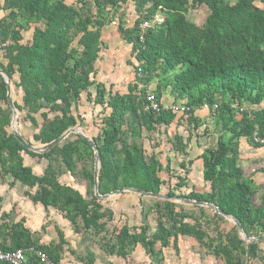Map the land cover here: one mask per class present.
<instances>
[{
  "label": "trees",
  "instance_id": "16d2710c",
  "mask_svg": "<svg viewBox=\"0 0 264 264\" xmlns=\"http://www.w3.org/2000/svg\"><path fill=\"white\" fill-rule=\"evenodd\" d=\"M129 3L136 11L131 26L124 15ZM201 7L207 15L198 24L189 15ZM0 13V69L10 77L12 94L16 90L21 94L20 100L14 97L19 120L37 129L32 139L23 134L29 143L46 145L68 129L84 126L80 108L86 94L87 102L102 107L92 136L100 150L101 194L134 188L212 203L235 216L249 237H264V203H254L257 189L254 180L244 175L240 154L242 138L254 148L264 146L253 139L255 132L264 137V0H0ZM144 20L151 24L142 40ZM114 22L121 38L131 45L136 63L129 61L135 64L136 76L125 92L114 91L97 78L96 63L105 46L103 31ZM26 31H31L29 39ZM149 89L159 101L167 93L192 111L146 110ZM204 104L209 105L211 121L195 114ZM183 118L191 131L187 139L174 138L177 154L189 156L192 134L207 122H212L217 136L215 145L198 157L207 189L179 194L169 189L164 195L170 162L165 165L155 150L147 156L142 140L147 135L151 141L153 132ZM12 119L7 83L0 74V176L28 187L26 195L33 203L57 209L72 224L80 218L86 230L102 237V249L109 255L124 258L142 246L152 264H164L163 250L172 247L178 252L180 237L185 236L198 240L226 264H264L261 242H247L233 223L229 229L222 228L226 217L207 208L213 212L210 217L197 204L200 214L178 206L174 199L158 197L151 208L158 215L154 231L127 223L111 229L114 212L94 191L95 156L90 143L81 135L74 139L69 135L50 151L36 153L10 131ZM24 153L48 160L42 174L25 163ZM56 159L72 177L87 180L86 195L60 181ZM78 162L93 166L80 170ZM193 163L182 161L180 167L188 173ZM178 179V188L187 186V177ZM58 234V242L41 244L25 219L3 222L0 247L25 249L23 264H42L33 249L46 251L59 263L66 240L60 230ZM80 261L95 264L86 257Z\"/></svg>",
  "mask_w": 264,
  "mask_h": 264
},
{
  "label": "rangeland",
  "instance_id": "374dc122",
  "mask_svg": "<svg viewBox=\"0 0 264 264\" xmlns=\"http://www.w3.org/2000/svg\"><path fill=\"white\" fill-rule=\"evenodd\" d=\"M124 15L127 26H131L136 17L133 3H129V5L124 7ZM206 15L207 9L201 7L192 11L189 16L194 22L202 24ZM117 23L118 22H114L103 31L105 46L102 48L100 59L96 63L98 66L97 78L98 80L101 78L107 84L108 88L111 87L114 91L125 92L129 82L135 79L136 71L134 65L136 63L131 59V45L125 43L121 38ZM24 35L26 39H29L31 37V31L24 32ZM129 61H134L135 64H129ZM150 90L152 89H149V91ZM14 96L17 100H20L21 94L16 90ZM165 100L168 102L174 101L173 97L169 94L166 95ZM178 102L181 101L178 100ZM245 107L248 108V105L245 104ZM101 111L102 107L87 102L86 94H84L80 112L84 117L85 125H78L77 127H79V130L82 131V129H84L86 134L91 137L95 135L98 130V123L101 121ZM75 113L77 112L75 111ZM195 114L202 117L201 119L203 120L208 119V121H211L209 109L199 108L195 111ZM38 118L39 121L42 122L41 117L39 116ZM18 124L21 133L32 139L33 132L37 129L29 121H24L23 118H21V120L18 118ZM189 127L186 118H183L178 124L176 123L168 127L162 126L158 131L153 132L151 141L147 138V135L142 140L147 156L155 150L165 165L168 161L170 162V173L165 176L167 185L163 187L162 191L164 195L169 189H174L177 194L180 192L189 193L192 189L200 191L207 189V185L203 180L202 161L198 157L204 149L215 145L217 136L212 131V122H207L206 126H202L192 134L187 149L189 156L183 157L173 150L172 142L176 135H181L184 139H187L191 131V127ZM206 127L207 129L205 131ZM10 131H12V126L10 127ZM70 137L74 139L77 137V134H70ZM34 145L37 147L43 146L40 143H34ZM240 154L241 166L244 170L245 177L252 178L255 182L254 187L257 189V193L253 198L254 203L260 206L264 203V146L254 148L247 143L246 139L242 138ZM24 156L26 159L25 163L30 165L36 174L40 175L43 173L48 163L47 159L30 156L27 153H24ZM188 160H193L194 163L188 165L189 172L186 173L180 167V163L182 161L187 162ZM56 164L61 173L60 181L79 189L86 195L87 180L80 176L72 177L65 172L66 169L60 165L58 159H56ZM93 164L90 162L87 164L78 162V168L82 170L85 168V165L92 167ZM178 177H187V186L178 188L176 186L179 182ZM2 179L3 177L0 176V183L5 185L7 182ZM2 189L4 190L1 193ZM26 191H29V188L22 184L13 188L6 186L5 188L4 186L0 188V219L2 221L6 218V213L4 214V212L9 213V220L11 223L17 222L23 218L26 221L25 225H28L32 232H35L34 235L36 240L43 237L44 240L50 241L51 238L57 236L56 232L52 228L51 223L49 225L45 224V214L44 216L39 214L38 210H36L37 206L35 203L31 202L30 198L26 195ZM32 192L34 193L35 190H32ZM12 196L22 197V206L15 203L16 201H13ZM156 201V197L140 196L134 192H125L106 199L103 201L104 206L112 209L114 212V219L109 222V227L111 229L120 228L126 223L130 226L145 225L147 226L148 233H151L158 223L157 213L151 210ZM175 201L178 206H184L185 210L200 214V208L195 207L194 204L186 203L181 200ZM12 205L14 206L13 208ZM205 208L209 216L213 217V212L207 209L208 207ZM232 223L233 222L227 218L221 221L222 228L225 229H229ZM68 229L70 230L71 237L69 238V252L66 253V255L67 258H70L71 264H81L78 262L80 257L94 258L95 264H152V259L142 246H138L131 254L124 258L112 254L109 255V253L102 249V245L104 244L102 237L86 230L80 218L78 219L77 225L70 224ZM208 231L213 235L212 229ZM159 247L158 244L157 248ZM260 249L261 254L264 255V243L262 242L260 244ZM163 256L165 258L164 264H226L224 260L215 257L213 252L198 240L185 236L180 237L178 252L172 247L165 248L163 250Z\"/></svg>",
  "mask_w": 264,
  "mask_h": 264
},
{
  "label": "water",
  "instance_id": "95a60500",
  "mask_svg": "<svg viewBox=\"0 0 264 264\" xmlns=\"http://www.w3.org/2000/svg\"><path fill=\"white\" fill-rule=\"evenodd\" d=\"M0 74H2L6 80L7 98H8L9 105L13 111V119H12V124H11L12 133L14 134V136L20 141V143L25 148H27L33 152H36V153H46V152L50 151L51 149L55 148L56 146L60 145L61 143H63L65 141V139L70 134H73V133L81 135L84 139H86L90 143V145L92 146V148L94 150V156H95V159H94V164H95V167H94V191H95V195L98 198L108 199L114 195H120L124 192H134L136 194L144 195V196H152V197H156V198H158V197L169 198V199H174V200H181L183 202L190 203V204H197L199 206L211 208L214 211H217L218 213H220L221 215L226 217L227 219H229L230 221H232L238 227V230H239L241 237L243 239H245L247 242H255V241L263 242L264 241V237H249L245 233L244 228L242 226V223L235 216H232V215L225 213L222 209H220L218 206H216L215 204H212V203L188 199V198H182V197L163 196V195H159V194H156L153 192L142 191V190L134 189V188H123V189L111 191L107 194H101L99 191L100 150H99V146L94 141L93 137L87 135L86 131L84 129H82V131H80L79 127L76 126V127H72L70 129H68L63 135H61L56 140L52 141L49 144L43 145L41 147H37V146L29 143L19 129V124H18L19 113H18V110H17L15 103H14L10 77H9L8 73L2 69H0Z\"/></svg>",
  "mask_w": 264,
  "mask_h": 264
},
{
  "label": "built area",
  "instance_id": "2783aa9c",
  "mask_svg": "<svg viewBox=\"0 0 264 264\" xmlns=\"http://www.w3.org/2000/svg\"><path fill=\"white\" fill-rule=\"evenodd\" d=\"M149 20H144L140 24V38L144 39V33L146 29L150 26ZM139 71L141 73L142 69L139 67ZM146 110H154V111H160L162 109L170 110L178 114H185L190 113L192 111V107L186 103L183 102H172L170 104H163L161 101L157 99V96L155 93L151 91H147L146 93ZM218 105H214V109L217 108ZM201 108L203 109H209L208 104H204ZM253 139L257 143L264 144V137L260 136L258 132H255L253 135ZM33 248H31L32 250ZM36 253L37 258L42 264H59L55 262L53 259L50 258L48 253L44 250L40 249H33ZM26 250L23 248H18L16 250H4L2 247H0V261L6 262L9 264H23L26 260Z\"/></svg>",
  "mask_w": 264,
  "mask_h": 264
},
{
  "label": "crops",
  "instance_id": "0c3cea01",
  "mask_svg": "<svg viewBox=\"0 0 264 264\" xmlns=\"http://www.w3.org/2000/svg\"><path fill=\"white\" fill-rule=\"evenodd\" d=\"M1 14L2 13H0V16H1ZM98 66L96 65V68H97ZM98 71V70H97ZM100 80H102L101 78H100ZM103 81V80H102ZM104 82V81H103ZM166 95H167V93L163 96V98H162V103L163 104H170V103H172V102H174L173 100L172 101H170V102H168V101H166L165 100V97H166ZM15 96L13 95V98H14ZM16 99V98H15ZM25 161H26V159H25ZM30 166V165H29ZM8 178V179H7ZM10 176H6L5 178H3L2 180H4L5 182H7V183H5V185L4 184H2V183H0V188L1 187H3L4 186V188H5V186L6 187H16L17 185H19V184H21L20 182H14L13 181V179H12V177L10 178ZM7 180V181H6ZM10 183H13V186H10ZM3 190L4 189H2L1 190V193L3 192ZM12 199H13V201L15 202V203H18L20 206H22V197H19V196H12ZM32 202V201H31ZM33 203V202H32ZM35 205L37 206V208H36V210H38V212H39V214L41 215V216H44V214H45V217H46V219H45V224H47V225H49L50 223H51V225H52V228L55 230V232H56V237H54V238H51V240L50 241H46V240H44L43 239V237H40L39 238V240H36L35 239V232L33 231L32 233H33V237H34V240L37 242V243H41V244H49V243H51V242H58L59 241V234H58V230H60L62 233H63V236H64V238H65V240H66V243H65V245H64V247H63V251H62V254H61V261L59 262V264H71V262H70V258H67V255H66V253H68L69 251V249H68V246H69V238L71 237V234H70V230L68 229V226H70V224H72L67 218H65L64 216H63V214L60 212V211H58L57 209H52V207H48L47 209L42 205V204H40V203H35ZM14 206L12 205V208H13ZM42 211H43V213H42ZM3 212V211H2ZM2 212H1V215H2ZM6 213V214H5ZM4 214H5V216H6V218L4 219V220H2L1 221V219H0V227H1V225H2V223L3 222H11L10 220H9V213L8 212H4ZM19 221V220H18ZM51 221V222H50ZM26 222V221H25ZM44 226V225H43ZM46 226V225H45ZM27 227L30 229V227L27 225ZM43 228H45V227H43ZM31 230V229H30ZM35 230H37V229H35ZM32 231V230H31ZM115 256V255H114ZM117 256V255H116ZM89 259H92V260H94V258H90L89 257ZM78 262H80L81 264H83L82 263V261H80V259H78ZM94 262H95V260H94Z\"/></svg>",
  "mask_w": 264,
  "mask_h": 264
}]
</instances>
